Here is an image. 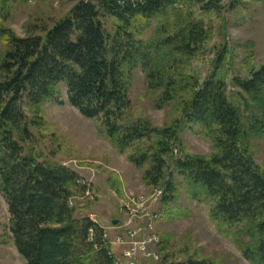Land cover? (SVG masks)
<instances>
[{
	"label": "trees",
	"instance_id": "16d2710c",
	"mask_svg": "<svg viewBox=\"0 0 264 264\" xmlns=\"http://www.w3.org/2000/svg\"><path fill=\"white\" fill-rule=\"evenodd\" d=\"M10 1L0 0V14ZM223 3L80 0L42 33L25 36L0 19V192L9 207L11 238L26 264H115L104 228L89 215L78 217L71 205L88 186L39 148L57 134L44 106L65 104V89L72 106L97 120L101 136L128 152L145 183L164 189V216L190 215L183 194L204 203L220 234L251 264H264V169L251 146L253 137L264 138V66L257 70L248 52L247 75L234 79L238 90L229 95L225 56L204 83L194 65L211 37L197 10L218 14ZM139 68L155 107L172 109L163 126L133 105ZM185 129L210 140L213 151L190 153ZM174 242L163 237L166 260L179 245ZM193 250L190 244L179 249L186 258L179 264H223Z\"/></svg>",
	"mask_w": 264,
	"mask_h": 264
},
{
	"label": "rangeland",
	"instance_id": "374dc122",
	"mask_svg": "<svg viewBox=\"0 0 264 264\" xmlns=\"http://www.w3.org/2000/svg\"><path fill=\"white\" fill-rule=\"evenodd\" d=\"M78 1L39 0L29 4L25 0H11L0 14V19L4 26L20 36L29 32L42 33L43 28L51 27L70 13ZM223 5V11L218 14L197 10V17L205 20L211 37L194 65L204 83L214 72L218 59L225 56L227 90L232 95L238 90L234 87V79L247 75L243 62L248 52L254 53L253 62L257 70L264 66V0H224ZM131 89L133 105L138 112L148 115L158 126L168 122L172 109L155 107L154 94L149 91L146 75L141 68L134 73ZM64 100L65 104L62 105L48 103L44 106L48 122L57 134L56 137L44 139L39 148L49 158L79 174L80 180L84 181L82 184L88 186L90 193L87 190L83 195L72 198L73 206H77V216H94L113 238L121 233V226L128 222L122 210L124 201L151 198L158 188L153 190L145 183L142 170L127 160L128 152L120 153L101 136L97 120L83 116L69 103L66 89ZM182 138L190 153L207 155L213 151L211 141L192 130L185 129ZM251 146L256 160L264 169V138L253 137ZM114 175H117L120 183L116 188L111 182ZM181 202L190 215L176 219L167 218L161 213L162 199L156 205L161 215L156 220L155 228L161 242L166 235L179 245L172 251L174 255L166 260L160 242L155 248L160 259L154 264L182 263L186 258L178 251L185 244H190L194 252L198 249L200 257L219 260L223 264H251L230 239L220 234L204 203L188 201L184 194ZM114 220L118 223L114 224ZM9 225V207L0 192V264H26L13 243ZM111 250L120 253L116 246H112ZM139 262L153 264L150 260Z\"/></svg>",
	"mask_w": 264,
	"mask_h": 264
},
{
	"label": "built area",
	"instance_id": "2783aa9c",
	"mask_svg": "<svg viewBox=\"0 0 264 264\" xmlns=\"http://www.w3.org/2000/svg\"><path fill=\"white\" fill-rule=\"evenodd\" d=\"M29 4L39 0H26ZM83 180H79L82 184ZM90 193V190L87 192ZM164 194L163 188H158L150 198H131L124 201L122 210L126 213L128 222L121 226V233L111 237L104 229V238L112 247L120 249V253H113L115 264H141L140 260H150L153 264L159 261L160 256L155 249L161 242L156 228H153V219H159L161 213L157 204ZM73 202L71 201V205ZM96 223L99 221L92 216ZM93 236L91 237V240Z\"/></svg>",
	"mask_w": 264,
	"mask_h": 264
},
{
	"label": "bare ground",
	"instance_id": "6f19581e",
	"mask_svg": "<svg viewBox=\"0 0 264 264\" xmlns=\"http://www.w3.org/2000/svg\"><path fill=\"white\" fill-rule=\"evenodd\" d=\"M157 219H153V228H155V223Z\"/></svg>",
	"mask_w": 264,
	"mask_h": 264
},
{
	"label": "water",
	"instance_id": "95a60500",
	"mask_svg": "<svg viewBox=\"0 0 264 264\" xmlns=\"http://www.w3.org/2000/svg\"><path fill=\"white\" fill-rule=\"evenodd\" d=\"M114 224H117L118 223V221L117 220H114V222H113Z\"/></svg>",
	"mask_w": 264,
	"mask_h": 264
}]
</instances>
